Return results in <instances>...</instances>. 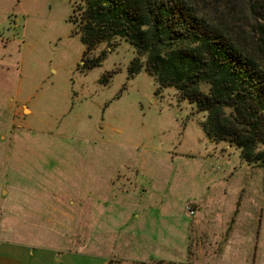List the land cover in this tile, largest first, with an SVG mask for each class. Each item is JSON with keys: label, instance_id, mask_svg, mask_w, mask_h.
Wrapping results in <instances>:
<instances>
[{"label": "rangeland", "instance_id": "374dc122", "mask_svg": "<svg viewBox=\"0 0 264 264\" xmlns=\"http://www.w3.org/2000/svg\"><path fill=\"white\" fill-rule=\"evenodd\" d=\"M209 2L259 51L264 0ZM83 3L0 0V252L31 244L84 251L87 229L98 241L102 232L83 220L89 204L116 199L108 209L128 217L162 199L182 232L168 237V261L264 264V167L212 141L207 113L145 67L132 74L137 54L127 41L102 43L86 58L71 21Z\"/></svg>", "mask_w": 264, "mask_h": 264}, {"label": "trees", "instance_id": "16d2710c", "mask_svg": "<svg viewBox=\"0 0 264 264\" xmlns=\"http://www.w3.org/2000/svg\"><path fill=\"white\" fill-rule=\"evenodd\" d=\"M83 1L71 21L86 58L102 43L127 41L137 54L132 74L145 67L160 87L176 89L207 113L203 128L212 141L230 143L247 163L264 167V5L256 11L262 20L256 51L223 14L212 15L219 9L209 0ZM100 61L87 60L83 69Z\"/></svg>", "mask_w": 264, "mask_h": 264}, {"label": "crops", "instance_id": "0c3cea01", "mask_svg": "<svg viewBox=\"0 0 264 264\" xmlns=\"http://www.w3.org/2000/svg\"><path fill=\"white\" fill-rule=\"evenodd\" d=\"M166 203L162 199L157 200L153 204L155 210H144L138 216L130 213L128 217H124L122 209L114 208L112 211L116 212H110L108 207H116L119 204L116 199L89 204L83 214L85 215L83 220L101 223V240H94L93 233H89L88 228L89 239L84 244L86 246L84 251L78 248H65L64 245L63 247L12 245V247H4L5 250L0 252V264H118L116 261L123 262L119 264L127 262L155 264L156 261L161 264H180L177 261H168V252H172L168 249V237H174V231L181 234L182 232L168 223V210H163ZM101 205L105 209L103 213L98 214L97 210ZM121 205L126 206V202L122 201ZM154 211H158L159 214L153 213ZM131 222H135L133 226L130 225ZM140 223H143L145 230L138 229ZM168 231L171 232L170 236ZM95 242L101 248L93 251ZM111 248H114L117 254L111 255ZM156 254L165 256L156 259L154 257Z\"/></svg>", "mask_w": 264, "mask_h": 264}]
</instances>
